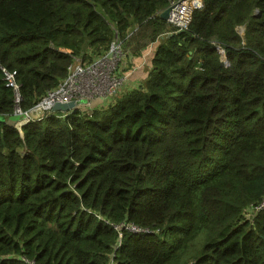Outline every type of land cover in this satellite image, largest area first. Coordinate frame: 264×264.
Wrapping results in <instances>:
<instances>
[{
    "label": "trees",
    "instance_id": "1",
    "mask_svg": "<svg viewBox=\"0 0 264 264\" xmlns=\"http://www.w3.org/2000/svg\"><path fill=\"white\" fill-rule=\"evenodd\" d=\"M175 1L0 0L23 110L76 59L156 44L138 88L21 129L0 70V264H264V0H199L181 33Z\"/></svg>",
    "mask_w": 264,
    "mask_h": 264
},
{
    "label": "built area",
    "instance_id": "2",
    "mask_svg": "<svg viewBox=\"0 0 264 264\" xmlns=\"http://www.w3.org/2000/svg\"><path fill=\"white\" fill-rule=\"evenodd\" d=\"M171 11L168 18L169 24L177 31H185L189 28L192 14L195 9L201 7L199 0H178L171 3ZM127 49L121 41H113L102 55H89L87 58L76 59L68 68L67 76L59 85L48 91L31 109L23 110L20 106L22 96L20 84L17 81V72L9 71L0 66L7 87L15 94V115L21 116L18 122L23 125L32 120L53 113L56 103L76 102L77 108L83 110L86 104L93 111L100 105L112 101L118 96L120 88L126 79L121 71L128 59ZM98 99L97 102H93ZM76 108V109H77ZM19 128V127H18ZM264 209V200L257 210ZM121 226H117V229ZM133 232H140L133 225L126 226Z\"/></svg>",
    "mask_w": 264,
    "mask_h": 264
},
{
    "label": "crops",
    "instance_id": "3",
    "mask_svg": "<svg viewBox=\"0 0 264 264\" xmlns=\"http://www.w3.org/2000/svg\"><path fill=\"white\" fill-rule=\"evenodd\" d=\"M154 45L156 46V44L154 43L150 44L149 47H147V45L146 48L142 50L139 56L138 53L129 52L128 59L124 63V68L129 67V69L127 70V72L124 71V68H122L121 70L122 72H124L123 74L126 76V79L123 83V86L120 88L118 95H122L132 89H136L145 83L148 72L150 70L149 56L152 54V52H154Z\"/></svg>",
    "mask_w": 264,
    "mask_h": 264
},
{
    "label": "rangeland",
    "instance_id": "4",
    "mask_svg": "<svg viewBox=\"0 0 264 264\" xmlns=\"http://www.w3.org/2000/svg\"><path fill=\"white\" fill-rule=\"evenodd\" d=\"M167 22V27H166V31L168 30V31H170V30H174V28L169 24V22L168 21H166ZM135 31H138V29H135ZM173 32H179V31H177L176 29L173 31ZM243 32H244V30H240V33L241 34H243ZM171 33V32H170ZM169 33V34H170ZM169 34H167V35H169ZM163 36H165V34L164 35H160L159 37H158V39H162L163 38ZM152 42H150V40L148 39V37L147 36H145V37H140V38H137V41L136 42H134L131 46H130V49L128 50V52H135V53H138V56L141 54V52H142V50L143 49H145L146 48V46L147 47H149V45L151 44ZM155 46V45H154ZM141 50V51H140ZM140 51V52H139ZM152 55H153V53H152ZM222 59H225L224 58V54H222ZM129 66V65H128ZM122 68H123V65L121 66V70H122ZM129 69V67L127 68H124V71L125 72H127V70ZM124 73V72H123ZM98 101V99H96V100H94L93 102L95 103V102H97ZM83 110L84 111H88V110H92V108H90L89 106H87L86 104H84L83 105ZM17 127H19V128H21L22 127V125L21 124H19V123H17V125H16ZM254 212V211H253ZM253 212H249L248 214H252ZM121 228H122V226H121Z\"/></svg>",
    "mask_w": 264,
    "mask_h": 264
},
{
    "label": "water",
    "instance_id": "5",
    "mask_svg": "<svg viewBox=\"0 0 264 264\" xmlns=\"http://www.w3.org/2000/svg\"><path fill=\"white\" fill-rule=\"evenodd\" d=\"M171 11V6L164 9L162 12L159 13V16L164 21H168L169 15ZM243 30V28H240V30ZM183 32V30L179 31V33ZM77 108V104L74 101L68 102V103H56L53 107V112H69Z\"/></svg>",
    "mask_w": 264,
    "mask_h": 264
}]
</instances>
